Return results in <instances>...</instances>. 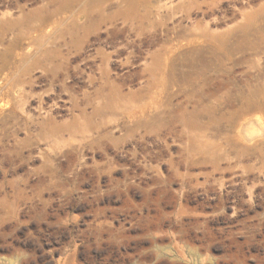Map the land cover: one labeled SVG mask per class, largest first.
<instances>
[{
    "label": "rangeland",
    "instance_id": "1",
    "mask_svg": "<svg viewBox=\"0 0 264 264\" xmlns=\"http://www.w3.org/2000/svg\"><path fill=\"white\" fill-rule=\"evenodd\" d=\"M0 264H264V0H0Z\"/></svg>",
    "mask_w": 264,
    "mask_h": 264
},
{
    "label": "bare ground",
    "instance_id": "2",
    "mask_svg": "<svg viewBox=\"0 0 264 264\" xmlns=\"http://www.w3.org/2000/svg\"><path fill=\"white\" fill-rule=\"evenodd\" d=\"M2 107H0V109H1Z\"/></svg>",
    "mask_w": 264,
    "mask_h": 264
}]
</instances>
